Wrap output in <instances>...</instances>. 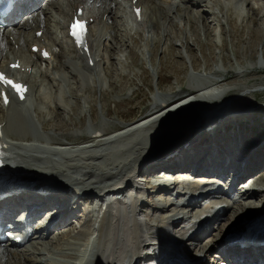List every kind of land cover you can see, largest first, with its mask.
<instances>
[{
  "label": "rangeland",
  "instance_id": "obj_1",
  "mask_svg": "<svg viewBox=\"0 0 264 264\" xmlns=\"http://www.w3.org/2000/svg\"><path fill=\"white\" fill-rule=\"evenodd\" d=\"M201 1H203V5L193 9L187 0H138L139 7L141 5L142 8V21L140 22L135 21L132 17L131 0H107L109 5L106 8L108 10L103 8L99 0H55L54 3H44L42 7L40 6V11L46 7L49 9L44 20H47L48 32H50L42 38V42L49 44L48 46L51 45L50 55H53L51 58L53 63H50L49 71L47 72L45 69L41 73V70L38 69L41 61L35 60L29 52L32 42L28 40H32L36 34L35 29L38 27L32 25L34 22L27 18L16 22V27L0 29L3 31L0 33L2 35L0 38L10 41L12 44L11 49L7 47L4 50V45L2 47L6 55L0 56V65L2 66L0 69L5 72L6 69L3 67L6 68L14 56H19V59L25 62L24 66L29 70L33 65H36L33 66L30 74L27 72L28 75L18 76L33 88L29 103L18 105V103H12L17 100L10 98L11 109L5 114L8 120L5 121L8 127L6 131L9 136L5 137L15 144V147H12L14 152L23 156L18 161L24 162L28 166L31 165V167L40 166L41 168L51 165L62 167L63 165L62 168L66 171V167L70 163L67 160L69 157L78 159L76 156L79 153L85 156V151L90 154L88 150L91 149L89 152L103 156V158H98L99 161L92 163L95 166V170H93L100 177L96 175V178L93 177L94 179H91L89 183H92V186L94 185L97 189L119 181L123 173L128 168L131 170L135 165L133 159L137 156V151L129 152L130 147L141 142L143 146H148L144 152H151L150 147L153 144L154 136L161 131L165 132L164 127H157L159 121L156 120L160 115L148 118V122L146 119L147 123L142 121L140 126L139 123L135 127L131 126L155 110L160 102H170L172 105L168 103L165 107L166 110L164 109L165 116L160 117V120L164 122L161 123L163 125L168 121V128L177 125L174 129L167 128L169 131L172 130L170 137L180 136L177 134L181 133L182 129L186 137L178 139L179 144L175 146V150L164 147L165 141H167L165 140L155 147V157L150 158V161L141 167L143 174L137 178L138 180L136 179V182L139 183L137 185L140 186L139 192L140 195H143L144 205L149 204L150 206L142 207L136 215L138 219L136 224L140 229L139 238L144 240V243H148L146 245L156 242L158 247L162 246V242L172 244L177 242L178 245L182 242L178 251H180L181 258L187 260L188 263L192 264L202 260L201 264H209L214 259L212 264H220L222 260H217L219 257L210 251L212 246L220 241L222 246L228 247L226 242L233 241L232 237L235 235L231 233L232 229H236L243 220L264 211V0ZM78 3H81L78 8L82 4L84 5L85 16L91 21L90 45L85 38L86 41L81 48L85 52L87 50L85 57L70 43L66 33L67 22L74 14ZM50 5H56V7L52 8ZM177 6L180 8L179 10H177ZM111 10L112 16H110ZM40 11L32 13L34 15L32 20H40ZM200 15L216 19L217 26L213 31L210 32L207 27L203 26ZM211 21L212 19L209 23ZM153 22H157V27L153 26ZM191 22H196V24L193 25ZM22 25L25 26L24 29L21 28ZM107 27L108 30H106ZM10 30L14 31L10 32ZM101 32H105L107 40H105L106 38L98 39ZM9 33L14 36L8 37ZM16 39L19 40L15 44ZM36 39H38L37 36ZM24 40L27 41V44L23 42ZM98 40H101L99 46H97ZM170 46L175 48L174 53L169 52ZM92 60L94 66H89V62ZM42 64L44 67L48 63L43 62ZM8 74L11 73L8 72ZM227 74L236 76V78L221 85L215 84L219 79H225ZM53 75L58 78L55 85L51 84L55 77ZM41 80H45V85H47L42 88L48 93L46 98L36 92L37 85ZM191 88L198 90L199 93L173 103L172 98H175L182 90ZM56 104L60 106L57 108ZM7 108L5 107V110ZM206 108H208L207 113H205ZM16 109L20 111L22 118H17L18 111ZM192 113L203 114L198 116L200 118L192 121L193 127L188 122L192 120ZM167 115L171 119L179 115L176 118L179 119V122H169L171 119L166 117ZM2 116L3 113L0 111V118ZM60 123L66 125L60 126ZM151 123L153 126L147 128ZM142 127L145 128L140 130ZM177 128H180L179 131L176 130ZM98 131L103 133V137L98 139H102L98 142V147H95L97 141L87 143L80 139ZM117 132L122 133L118 134ZM24 134L28 138H25ZM53 139L60 140L62 145L53 144ZM178 140H172V144ZM139 146L141 145L135 148L138 149ZM30 147H34L36 150L33 148L32 152ZM24 148L27 149L24 150ZM30 154L47 158L44 159L46 160L45 164L43 161L37 162ZM184 155L194 156V158L193 161L190 160L189 164L187 163V166L182 167L179 160ZM104 156L106 157L104 158ZM224 156L227 159L244 157V161L241 162L248 170L235 173L232 168H228L225 172L227 175L224 173L227 176L226 182L222 181L218 186L210 185L205 189L209 193L214 192L218 187L227 191L229 185L226 186V184L232 182L230 188L233 189L232 193L228 197L214 198L208 204H201L196 208L190 207V204L183 205L185 197L181 192L184 191L188 194L199 192V184H206L208 179L214 176L220 178L222 175L218 173L219 176L215 175L216 173L212 172V169H210V173L215 174L209 175L205 172L209 169L204 168L206 166L204 162H207V166H209L214 162L211 161L212 159L218 161L219 157L223 158ZM126 157H130V159H126ZM10 159L9 161H12ZM120 161L124 162L123 165L121 164L124 166L122 175L116 174L114 178H102L101 167ZM55 168L53 166L47 168L48 170L45 171L47 173L39 177L37 173L28 170L34 177L44 178L45 181L48 179H56L59 183V180L70 181L67 179V175L62 176L63 173L54 172L53 169L57 171ZM162 168H165L162 171L185 172L188 175L186 180L188 179L189 184L185 181L179 184V191L170 192L168 189L167 193L158 194L160 192L157 188L159 181H153V174L159 173L158 171H161ZM8 169L12 172H19L17 167L6 165L3 168L5 177L11 176ZM34 169L37 168L34 167ZM247 171L252 174L237 178L242 181L236 186L237 180H233L231 175H241ZM31 175L20 173L15 179L17 182L21 181L28 185L34 184L36 180ZM99 179L102 182L101 185L97 184ZM250 180L253 184L248 183ZM66 183L68 184V182ZM250 189L256 191V195L247 194L246 191L248 192ZM66 190H69V186L67 188L64 184L62 189L56 188V191L61 194ZM98 191L89 194L88 197L97 194ZM196 193L194 195L198 197L199 194ZM62 198H59L60 202H67L65 196L64 200H61ZM83 201L76 207L72 206V214L68 215V219L59 229H56L54 224L49 226L52 227L49 230V232L51 231L50 239H37L38 248L46 246L51 249V253H44L42 258L52 259L55 249L66 248L67 244H64L73 241L72 243H79L83 248H89L91 255L88 254L86 264H93L95 253L102 241L99 232L96 231V226L100 227L105 211L100 206H96V209L94 208L95 216L90 220L86 215L89 203L86 200ZM216 206L224 208V214L214 217L215 213L210 211ZM186 207L188 209H185ZM205 214H208L210 218L208 219L211 220L208 223L202 219ZM200 222H203L200 230L195 231L193 227H196ZM203 225L206 229L204 230L205 234L200 235L199 232L204 229ZM87 226L88 228L92 227L89 231L91 237L89 233L81 235ZM60 230L69 232V235L62 237L58 232ZM194 232L197 233L196 240L189 241V236L191 233L195 235ZM154 235H158L157 240ZM82 246H78L77 249L74 247L73 252L76 250L75 253H80ZM210 254H213L211 259L209 258ZM240 259L243 261V256ZM69 260L62 257L61 264L67 263V261L74 263L75 261L73 258H69ZM224 260L229 261L227 258Z\"/></svg>",
  "mask_w": 264,
  "mask_h": 264
},
{
  "label": "bare ground",
  "instance_id": "obj_2",
  "mask_svg": "<svg viewBox=\"0 0 264 264\" xmlns=\"http://www.w3.org/2000/svg\"><path fill=\"white\" fill-rule=\"evenodd\" d=\"M26 1L25 2L23 1L22 2L23 3L22 6H24V7H22V9H26L27 8L28 9V12H31L30 14L34 13V11H36L34 9L37 8V7H35L36 4H35L34 0H29L30 2H27V4H26ZM187 1L189 2V4L192 6L193 9L194 8L196 9L197 7L200 8L203 5V1H201V0H187ZM38 2L40 3L41 1L38 0ZM99 3L101 5H103V8L104 9H107L108 10V8H106L107 5H109V3L107 2V0H99ZM133 6L136 7V8H139V4H136L135 5V4H132L131 3V7L132 8H133ZM51 7L52 8H55L56 5L55 6H51ZM22 9H21V11H22ZM179 9L180 8L177 6V10H179ZM48 10L49 9L47 7L44 8V9H42L41 11L39 10L40 11V15H41V17L39 18L40 20H37V21L32 20V19H34L33 18V15H31V17L28 19V20H31V22H34V23H32V25L38 27V28L34 27V28H36L35 29V33L36 32H39V30H43L42 33L45 36H47L48 33L50 32V31L48 32L47 20H44V17H46L48 15ZM77 10H78V7H76V10H75V13L76 14H77ZM254 10H256V9H254ZM112 14L113 13H112V10H111L110 16H112ZM204 15H202V16L200 15L201 21L203 23V26L207 27V29L211 32V31H213V29L215 28V26H217L216 25L217 24V21H216L215 18H212L211 16L209 17V16H204ZM211 19H212V21H211V23H209V21ZM7 22L9 23V25H12L13 26V24H14L15 21L14 20H12V21L9 20ZM196 22H191V23L193 25H195ZM258 23H259V21H258ZM157 25H158L157 22H153V26L154 27H157ZM24 27H25L24 25L21 26L22 29H24ZM106 30H108V27L106 28ZM13 31L14 30H10V32H13ZM2 32L3 31H0V33H2ZM9 36H14V35H11L9 33L8 34V37ZM1 37H2V35H1ZM98 39H105V40H107V37L105 35V32L102 33L100 35V38H98ZM18 40L19 39H16L15 44L18 43ZM32 40H33V43H31V46H29V44H28V46L30 48L29 52H30L31 55H33L34 58H36L39 61H41L40 67H38V69L41 70V73L45 69L48 72L49 71V66L51 65L50 63H53V61H52L51 58L48 59L46 57L45 53L46 52H48L49 54L51 53V47H50L51 45L48 48L47 43L42 42V37L36 39V35H35V37L32 38ZM32 40H28V41L31 42ZM3 41H4L3 38H0V54H1L0 56L6 55L5 52L2 50L3 45L5 47L4 50H6L7 47H8V49H11L10 46H12V44H11L10 41H4V43H3ZM85 41L86 40L84 39L83 40V44L85 43ZM100 41L101 40H98L97 41V44H98V45L96 44L97 46L100 45ZM23 42H25L27 44V41L26 40H24ZM33 46H37V47L40 46L39 47V51L37 52V54H35V51L33 50L34 49ZM44 47H46V48H44ZM223 48L225 49V46ZM168 50L171 53H174L175 52V48L173 46H170ZM11 52H14V51H11ZM19 58L20 57L17 56L16 59H14V61H13V58H12V62H10L6 66L5 73H8L9 72V73H12L13 74L14 71L11 70L12 69L11 66H10L11 64H15V63L16 64H20L22 69L25 67L24 66V63L25 62H23ZM46 59H48V60H46ZM43 62H47L48 64L43 67V64H42ZM33 66L31 67L32 70H33ZM26 71H27V68L24 71L25 74L27 73ZM247 75H249V74H247ZM53 76H55V77H54V81L52 79L51 84L52 85H55L56 82L58 81V79L56 78V75H53ZM234 78H236V76H232L230 74H227L225 79H223V80H220L219 79L218 81L215 82V84H220L221 85V84H224V82H227L228 80L230 81V80H232ZM13 79L15 80L16 78H13ZM121 79H123V78H121ZM20 81L21 82H24L23 80H20ZM24 83L26 84V82H24ZM44 86H47V85H45V80L44 81L41 80V82H39V84L37 85L36 92L40 96H43L44 98H46V95L48 93L45 92V90H42V88H45ZM29 87H30L29 90L32 91L33 88L31 86H29ZM30 91H29V93H30ZM197 92L199 93L198 90H195V89H192V88L189 89V90H182L175 98H172L171 100L172 101L174 100L173 103H175L177 100H180V101L183 100V99L185 100L186 97L188 98L189 96H193L195 93L197 95L198 94ZM185 94H187V95H185ZM9 96H11V97H9ZM5 97L7 98V100L8 99L10 100V98H13V99L16 100V97L12 93L10 87H8V84H5L3 82H0V105H1L0 106V111H1V113H3V116L0 118V140H1V144L3 146H6L7 145L6 148H5L6 151H4L6 158L7 159H10L11 158L10 160H12V161H10L8 163V165H12L13 167H17V169L19 171V172H15V171L12 172V171H10L8 169L9 170V174L11 175L10 177L14 180V178H17V176H19L20 173H27V174H30L31 175L32 173L29 170L33 171L34 173H37V175L39 177V176L47 173V172H45V171L48 170L47 168L53 166V167H56L55 169H57V171L53 169L54 172H57L59 174H62L63 173L62 176L63 175H67V177H68L67 179L70 180V181H65L64 182L63 180H59L60 183L57 182L56 179H48V180L45 181L44 178H37L36 176L34 177L33 174H32L31 176L34 178V180H36V181H34V184L28 185V184H25V183H23L21 181L20 182H15V183H13L11 185L9 183H7V182L6 183L5 182L4 183H0V197H3V194H8V193L10 194L8 196L9 199H6L3 204H2V202H0L1 203L0 204L1 207L5 205L8 208V210L12 214H14L17 210L20 211V210L23 209V211H24V208L25 209H28V210H31V209L34 208V210H35V207L37 206V204H39V207L47 208L46 210L49 211V212H47V215H52L53 214L51 217H53V216L54 217H53L52 221H50L51 222L50 226L52 224H54L55 225L54 227L56 229H59L62 226V224H64L66 222V220L68 219L67 218L68 215L69 214L70 215L72 214V212H73V209L72 208L73 207H76L77 204L81 202L80 200L84 199L83 197H79L78 196L81 192L83 193L84 196H87L85 198H88V195L89 194H92L94 192H97L98 190H100V192H102L103 190H110L111 191V195L110 196L112 198H114V199H117L118 196L122 195V192H124V191H130V192H132L133 190L136 189L138 191L136 193L137 194L136 195L137 197H136V199L134 201V206H136V210H132L130 212L127 211V209H126L127 207H123L124 204H121V202H109L110 207H108V203L107 202L105 204H103L104 206L107 207L106 208V212L104 213L103 218L100 217L102 219V221H101V223L99 222L100 223V225H99L100 227L96 229V231L99 232L98 234L101 236V240L102 241H100V246H99L98 250L95 253L96 256H95V259L93 261V264H100V263H102V264H146L147 262H149V264H191V263H188L187 260L185 261L184 259H182L181 256H180V251H178V247L179 246L181 247V243L182 242L179 243V245L177 244V242L175 244L167 243V242H162V246H159V247L157 245L158 243H156V242H152V244L146 245L148 243H146V242L144 243V240H141L139 238L140 237L139 236L140 235V229L137 227L138 224H136V221L138 220L136 218V215L139 212V210L142 207L150 206L149 204L148 205H144V202H143L144 199H142V197L139 196L141 194L139 192L140 186L138 187L137 184H139V183L136 182V179L138 177L142 176V174H143V169L141 167L143 165H145L146 162L150 161L149 160L150 158H154L155 157L154 156L155 147L158 146V145H160V144H162L165 140H167V141H165L166 142V145L164 147H166L168 149L171 148L172 150H175V146L177 144H179V140L178 139L181 138V137L184 139L186 137V135L184 134V130L183 129H182L181 133H178L177 134V135L180 134V136H178V137L171 136L170 137L169 135H172V133H171L172 130H170V131L167 130V128H168V121H167L166 124H163L162 125V123H164V122H162V120H160L161 119L160 117L165 116V112H166L165 111L166 110L165 107H166V104H168L170 102H160L158 104V106L155 105L156 108H155V110H153V111H155L154 113H153V111L150 114H147L146 113L147 115L145 114L146 115L145 117H143L140 120L136 121L134 123V126H131V124H130L131 127H135V125L138 124V123H139L138 125L140 126V123L142 121H145L147 119V122H148V118L150 119L151 117H156V116L160 115L158 117V119L156 118L157 119L156 121H159V124H158L157 127H160V126H161V128L164 127L165 128V132H162L161 131V133H159L158 135H155L154 136V138H153V144L150 147L151 148V152L148 151L147 153H145L144 150L146 148H148V146H143V144H141V142L140 143H136V145L134 147L132 146L133 148L130 147L128 149L129 152L137 151V156L133 159L135 165L131 168V170H129L130 168H128L126 170V172L123 173V175H122V170L124 169V166H121V164L122 165L124 164L123 161H120L119 163L112 162V163L107 164L106 167H101L102 169L101 168L100 169L103 172V175L102 174H99V175H102V178H107V179L108 178H114L116 176V174H119L118 176H120V175H122V176L120 177L119 181H117V182L115 181V183H113L111 185H107V186L103 185V188H99V186H98L99 189H97L94 185L92 186V183H89L91 181V179H94L93 177H95L97 175L96 172L94 171L95 170L94 169L95 166H93L92 163L94 161H99L98 158L99 159L100 158H103V156H100L97 153L89 152V150H91V149L88 150V153H90V154H87V151H85V153H86L85 156H82V154L79 153L78 156H76V157H78V159H74L72 157H69L67 159L70 162L69 163V166L66 167L64 165V167H66V169H67L66 171L63 170V168H62L63 165L62 164H61L62 167H59V166H56V165L43 166V168H41L40 166H34L35 168H37V169H34V167L33 166L31 167V165L28 166L24 162H19L18 160L20 158H23V156H20L18 153L14 152V150L12 149V147L15 144L12 143V142H10V141H8L7 138L5 137V136L9 137L8 136V133L6 131L8 127H7V123L5 122L7 120V115H5V114H7V112H9L10 109H11V104L9 103V105L7 106L8 107L7 110H5V107H6V105H5ZM199 97H201V96H199ZM19 98H21V96H19ZM214 98H216V97H214ZM202 101H203V98H202ZM203 104H205V103H203ZM56 106L58 108L60 105L56 104ZM16 110L18 111V109H16ZM205 110H206L205 113H207L208 112V108H206ZM16 114H17V118H22V114L20 113V111H18ZM199 115L202 116L203 114H200V113H195L194 114V113H192V115H191V119L192 120L188 121V122H190L191 127H193L192 121L195 120L196 118H200V117H198ZM168 116L169 115H167L166 117H168ZM189 116H190V114H189ZM192 116H194V117L192 118ZM178 117H179V115L176 118H178ZM168 118L171 119L170 117H168ZM176 118H172L169 122H173L174 121V122H177L178 123L179 122V119H176ZM149 121H151V120H149ZM156 121H154V122H156ZM206 121L208 122V120H206ZM147 122L145 121V123H147ZM152 124L153 123H151L150 125H148L147 128L152 127L153 126ZM65 125L60 123V126H65ZM178 125H180V124H178ZM176 126L177 125H175L173 127H169L168 129H171V128L174 129ZM136 127H138V126H136ZM143 128H145V127H142L140 130H142ZM135 129H137V128H135ZM179 129L180 128H177L176 130L179 131ZM20 131H17V133L18 132L20 133ZM22 131H24V130H22ZM122 132H120V133H122ZM96 133H100V132L98 131V132L92 133L91 136H86V138H82L81 137L80 139L83 142L85 141L87 143H95L97 141V145H95V147H98V142L102 140V139L101 140H98V139H100L101 137H103V135H102L103 133L101 132L100 135L94 136ZM120 133H118V134H120ZM174 135H176V134H174ZM183 135H185V136H183ZM12 136H14V135H12ZM25 136L26 135L24 134V137ZM25 138H28V137L26 136ZM146 138H148V137H146ZM175 139H177L178 141L175 142L174 144H172L173 143L172 140H175ZM18 140H16V141L18 142ZM53 140H54L53 141V144L55 143V144H58L59 145L61 143L60 140H58V139H53ZM18 144H19V142H18ZM18 144H17V146H18ZM60 145H62V144H60ZM138 145H141V146H139L140 148L138 147L139 150L136 149L137 148L136 146H138ZM33 148H31L30 151H32ZM26 149L27 148H24V150H26ZM28 150H29V147H28ZM171 152H173V151H171ZM27 153H28V151H27ZM151 153H153L152 156H151ZM30 155L37 162L40 161V163H41L43 161L44 164H45L46 160H44V159H47V158H44V157H41V156L35 155V154H33V155L30 154ZM105 157L106 156H104V158ZM130 157H128V158L126 157V159H130ZM193 158H194V156H192V157H189L188 156L187 157V156L184 155L179 160L180 161L179 163H180V165L182 167H185V166H187V163L189 164L190 160L193 161ZM220 158L221 157H219L218 161H215L214 159H212L211 161H214V162L211 165H209V166H207L208 165L207 162L206 163L204 162V164L207 167L213 166L210 169H212V172H215V170H216L215 168L219 167L220 164H221ZM197 159H199V158H197ZM174 162H176V160H174ZM253 163H254V161H253ZM255 163L257 164V162H255ZM66 164H68V163H66ZM176 165L178 167V164H176ZM224 165L225 166L222 167L221 173H220V174H222L220 176V179H221V181H223V183H224V181H225V179L227 177L226 176L227 174L225 172H226V170L228 168H232L235 173L241 171V168L239 166H237L236 164L231 165V167L229 165H227L226 163H224ZM102 166H104V165H102ZM182 167H180V168H182ZM70 170L73 171V172H71ZM249 171H247L245 174L239 175L240 177H236L235 175H231V177L233 178V180H237V178H242L243 176L245 177V176L249 175L253 170L251 172H249ZM208 172L210 173L211 170L210 171L208 170ZM177 173L179 175H182V176L185 174V172L182 173V171L181 172H177ZM215 173L217 174V172H215ZM224 173L226 175H224ZM118 176H117V178H119ZM185 176L187 177L188 175H185ZM98 177H100V176H98ZM100 179H99V181L97 180L98 181L97 184H99V185L102 184V182L100 181ZM102 180H104V179H102ZM108 181L110 182V180H108ZM185 181L188 182V179L185 180ZM240 181H242V180L239 179V180L236 181V183H237L236 186H238V183H240ZM62 182H63V184L67 188L69 186V190L68 191H70V192L68 193V197H67V194L66 193L63 194V195L56 193V194L48 195L46 197L39 195L40 193H46V192H48L49 191V186L50 187L57 188V189H60V188L62 189V186H63ZM66 182H68V184ZM112 182H114V181H112ZM248 183H252L253 184L252 180H250ZM188 184H189V182H188ZM232 184H233L232 182H229V184L228 183L226 184V186L229 185V189H227V191L223 189V191H222V195L223 196H227L228 197V195H230L232 193V190L233 189H230L232 187L231 186ZM226 186H224V187H226ZM116 189L118 190L117 193L114 192V190H116ZM168 189H170V188L168 187ZM199 189H200L199 192H197L196 194H200V193H203L202 191H204V192L206 191V189H204V190L201 189V188H199ZM167 192H168L167 189L163 190V188H162V190L160 192H158V194L167 193ZM138 193H139V195H138ZM219 193H221V192H219ZM246 193L247 194L250 193L253 196L256 195V191H252L251 189L248 192L246 191ZM132 194H134V193H132ZM10 196H12V197H10ZM61 196H65L66 199L69 198V202L67 200V202L65 204L63 203L64 204L63 205L59 201V198ZM193 196H195V195H193ZM73 200H74V202H73ZM186 202L187 201H185L183 205L186 204L185 206H187L189 204V203H186ZM25 206H27V207H25ZM29 206H30V208H28ZM89 206H87V207H89ZM51 207H53V208H51ZM121 207L123 208L124 211H121V209H120ZM188 207H186L185 209H188ZM103 210H104V208H103ZM103 210H102V212H103ZM93 211L94 210H90V207L86 211V212H88V214H87V217H89L88 219L94 218ZM98 212H100V211H98ZM100 216H101V214H100ZM46 219L48 220V218H46ZM248 221L250 222L249 225H248V228H250V229H254L256 226H264V211H263V213H257L254 216L246 219V222L245 223H247ZM99 223H97V224H99ZM202 224H203V222H200L199 224L196 225V227H193V229L195 231L200 230V226H202ZM242 224H244L243 221L239 225H242ZM91 228H90V226H89V228H88V226L85 227L84 228L85 230L81 233V235H88V233H89V231H90ZM247 231H248V229H245L243 232H241L240 235H245ZM58 232H60L59 235H62V237H65V236L67 237L69 235V232H67V231L60 230ZM90 233H89V235L91 237V234ZM194 234L195 235H193L191 233V235L188 238L189 241L191 239H194L193 241L196 240V238H197V235L196 234L197 233L194 232ZM199 234L200 235L205 234L204 229H202L199 232ZM262 235H263V233L257 234V236H254L253 234H250L248 236V240L245 243L247 244L248 241H251V242L254 241V242H256L257 240L264 241V238H262ZM107 236H108V238H107ZM240 237H242V236H240ZM37 239L40 240V237L39 236H36L35 239H29L27 241L25 240L24 241V244L23 245L21 244L20 246L10 245L9 242H8L9 240L7 241L8 243L4 247L0 244V264H61V262L63 261V260L61 261V258L62 257H64L66 260H69V258H71V259L73 258V260H75L74 263H70V262L67 261V263H64V264H86V262H87V257H88V253H89V252L87 253V251H89L88 250L89 248H86V247L83 248V246L81 244L79 245V243H75V242L72 243L73 241L72 242H69V243L67 242L65 244L63 243L64 245L67 244L65 246L66 248H63V247L60 248L59 247V249H55V251L53 252L52 257H51L52 259H44V258H42V255H45L44 253L50 254L51 253V249H48L46 246H44L42 248H38L37 247V244H39V242H38ZM48 239H50V236H49ZM73 239L76 241L75 238H73ZM155 239L156 240L158 239V235L155 236ZM87 240L89 241V238ZM104 240H105L106 243L103 242ZM78 246H82V248H81L82 251L80 253H78V252L75 253L76 250H74V252H73L74 247H75V249H77ZM250 247L251 248L245 250L244 253L243 252L240 253L241 255L239 253H236V254H233V257H231V258L228 257L227 259H229V263H226L227 260L225 261L224 260L225 258L223 257L224 256L223 251L224 250H227L228 247L222 246V244H221L220 241H218V243H215L212 246V248H211L210 251L214 255H216V256L219 257V258H217V260H220V259L222 260L220 262V264H235V263L236 264H264V247L257 248V249L254 248V245L253 246L251 245ZM90 249L92 250L93 248L91 247ZM210 251H207V253H210ZM213 254H210L209 255V258L210 259L212 258V255ZM242 256L244 258L243 261L240 259V258H242ZM213 261H214V259H213ZM201 262H202V260H200V262L195 261L192 264H201Z\"/></svg>",
  "mask_w": 264,
  "mask_h": 264
},
{
  "label": "snow or ice",
  "instance_id": "obj_3",
  "mask_svg": "<svg viewBox=\"0 0 264 264\" xmlns=\"http://www.w3.org/2000/svg\"><path fill=\"white\" fill-rule=\"evenodd\" d=\"M137 11L139 12V10ZM77 26H79V30H77ZM85 31L86 29L82 22L77 21L72 26V35L76 37V40L78 43L83 42V36H84ZM45 55H47V53H45ZM13 67H18V65H13ZM0 82L10 85L13 89H15L20 94L21 99H23V92L26 90L24 86L18 85L14 83L13 81L6 79L2 73H0ZM5 103H7L6 97H5Z\"/></svg>",
  "mask_w": 264,
  "mask_h": 264
}]
</instances>
